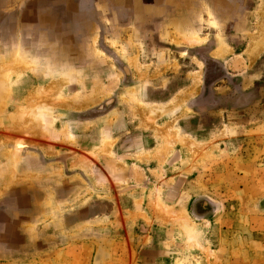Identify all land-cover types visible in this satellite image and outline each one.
<instances>
[{
    "label": "rangeland",
    "instance_id": "1",
    "mask_svg": "<svg viewBox=\"0 0 264 264\" xmlns=\"http://www.w3.org/2000/svg\"><path fill=\"white\" fill-rule=\"evenodd\" d=\"M64 11L0 8V33L52 18L71 42L79 13ZM227 11L156 45L104 39L127 68L110 57L99 75L19 39L0 53V264H264V0ZM208 37L230 72L210 103L196 46Z\"/></svg>",
    "mask_w": 264,
    "mask_h": 264
},
{
    "label": "crops",
    "instance_id": "2",
    "mask_svg": "<svg viewBox=\"0 0 264 264\" xmlns=\"http://www.w3.org/2000/svg\"><path fill=\"white\" fill-rule=\"evenodd\" d=\"M28 1L38 2L45 7L60 5L65 8L64 12L76 9L80 31H75L71 42H65V32L59 20L45 18L42 19L45 25H42L32 18L27 21L17 16L20 23L25 21L24 25H30L28 31L13 36L9 31L0 33V53L10 54L12 41L19 39L27 53L41 57L44 61L48 58L47 61L53 59L58 60L56 63L66 61V65H78V72H88L89 76H93L95 73L99 75L111 71L110 65L113 62L110 57L122 69L127 68L117 57L115 48L102 46L104 39H125L126 35L137 33L144 39L150 38V45H154L163 40L161 36L170 31L171 27L194 23L200 14L206 16V21H210L212 14L217 23H229L231 18L228 17L227 7H232L237 0H0V8L6 11L18 9ZM217 39L208 37L206 42L209 43L204 41L196 45L199 48L198 54L202 56V78L209 71L207 66L210 64L229 71L224 54L214 55ZM97 41L100 42L99 47L94 45ZM224 77L219 73L212 77L210 84L215 88Z\"/></svg>",
    "mask_w": 264,
    "mask_h": 264
},
{
    "label": "flooded vegetation",
    "instance_id": "3",
    "mask_svg": "<svg viewBox=\"0 0 264 264\" xmlns=\"http://www.w3.org/2000/svg\"><path fill=\"white\" fill-rule=\"evenodd\" d=\"M207 68H209V71L206 73L205 77L201 79L200 87L202 88V93L198 98L208 99V103H210L209 99L211 98V96H215V88H213L210 84V80L212 79V77L217 76L219 73H222V76L225 75L224 79L228 78L230 76V72H227L223 67L213 64L208 65ZM241 100L245 101V98Z\"/></svg>",
    "mask_w": 264,
    "mask_h": 264
},
{
    "label": "bare ground",
    "instance_id": "4",
    "mask_svg": "<svg viewBox=\"0 0 264 264\" xmlns=\"http://www.w3.org/2000/svg\"><path fill=\"white\" fill-rule=\"evenodd\" d=\"M195 39H197V38L189 37L187 40H189V41H194ZM154 110H156V109H154ZM154 110L151 111V114L157 115L156 112H155ZM158 110H159V109H158ZM160 110H162V109L160 108ZM163 112H164V111H163ZM154 118H155V116H150V117H148V119L151 120V121H153ZM164 132H165V134H166L171 140H175V137H176V134H175V133H176V132H171L170 130H168V128L165 129ZM20 142H21V141H17L16 144L18 145V147L21 148V147L24 146V144H22V143H20ZM17 145H16V146H17ZM104 145H106V144H104ZM16 146H15V147H16ZM169 146H170V145H166L165 149L169 148ZM189 146H190V148H191L192 150L194 149L193 144H189ZM106 147H107V146H106ZM167 150H168V149H167ZM187 232H189L187 236H188L189 241H190V240H192L194 237H193V235H192V231H191V230H188V229H187Z\"/></svg>",
    "mask_w": 264,
    "mask_h": 264
}]
</instances>
